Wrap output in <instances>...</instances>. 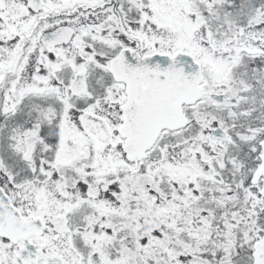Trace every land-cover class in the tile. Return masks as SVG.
<instances>
[{
	"label": "snow or ice",
	"instance_id": "obj_1",
	"mask_svg": "<svg viewBox=\"0 0 264 264\" xmlns=\"http://www.w3.org/2000/svg\"><path fill=\"white\" fill-rule=\"evenodd\" d=\"M0 264H264V0H0Z\"/></svg>",
	"mask_w": 264,
	"mask_h": 264
}]
</instances>
